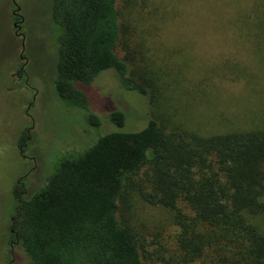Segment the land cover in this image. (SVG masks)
Masks as SVG:
<instances>
[{
  "label": "trees",
  "instance_id": "obj_1",
  "mask_svg": "<svg viewBox=\"0 0 264 264\" xmlns=\"http://www.w3.org/2000/svg\"><path fill=\"white\" fill-rule=\"evenodd\" d=\"M48 2V25L58 29L55 90L85 112L87 125L99 128L101 120L80 86L105 71L148 95L118 55V0ZM237 15L240 32L264 42V2ZM110 121L121 128L125 114L114 111ZM30 137L26 130L22 152ZM87 148L67 151L40 191L30 195L25 178L15 187L8 235L32 264H142L141 236L118 214L129 191L173 213L178 233L173 250L160 253L163 264H264V122L199 136L150 119L138 132H108Z\"/></svg>",
  "mask_w": 264,
  "mask_h": 264
},
{
  "label": "rangeland",
  "instance_id": "obj_2",
  "mask_svg": "<svg viewBox=\"0 0 264 264\" xmlns=\"http://www.w3.org/2000/svg\"><path fill=\"white\" fill-rule=\"evenodd\" d=\"M48 1L0 0V264L11 259L15 187L25 178L30 195L40 191L67 151L87 150L108 132H138L150 119L199 136L264 122V42L240 32L237 15L264 0H118L124 29L118 55L148 95L123 88L113 70L81 85L99 128L57 95L58 29L48 25ZM118 110L125 114L121 128L110 121ZM26 130L31 137L21 152ZM128 194L119 219L141 236L142 264H163L160 253L173 250L178 233L173 213ZM14 257L13 264H32L21 248Z\"/></svg>",
  "mask_w": 264,
  "mask_h": 264
},
{
  "label": "flooded vegetation",
  "instance_id": "obj_3",
  "mask_svg": "<svg viewBox=\"0 0 264 264\" xmlns=\"http://www.w3.org/2000/svg\"><path fill=\"white\" fill-rule=\"evenodd\" d=\"M14 1V3L16 2V0H13ZM18 10V9H17ZM14 15L16 16V18H17V12L16 11H14ZM20 23L21 22H19V21H16L15 23H14V27L17 29V35H22V37H23V39H24V34L23 33H21L20 32V30H21V26H20ZM21 68H23V67H21ZM21 150V149H20ZM22 152V151H21ZM7 245H8V247L10 248V250L8 249L7 250V252H9L10 254H11V259H10V261L7 263V264H13V262L15 261V257H14V252H15V249H16V247H18V248H20V246H19V243H18V241H15V240H12L11 238H10V236L8 235V238H7Z\"/></svg>",
  "mask_w": 264,
  "mask_h": 264
}]
</instances>
